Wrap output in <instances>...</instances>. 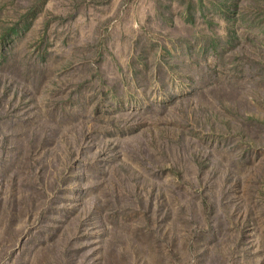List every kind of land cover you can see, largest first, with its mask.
I'll use <instances>...</instances> for the list:
<instances>
[{
  "label": "rangeland",
  "instance_id": "obj_1",
  "mask_svg": "<svg viewBox=\"0 0 264 264\" xmlns=\"http://www.w3.org/2000/svg\"><path fill=\"white\" fill-rule=\"evenodd\" d=\"M0 264H264V0H0Z\"/></svg>",
  "mask_w": 264,
  "mask_h": 264
}]
</instances>
